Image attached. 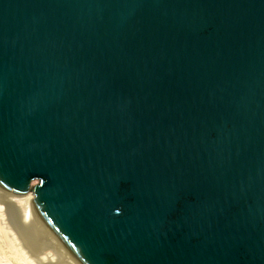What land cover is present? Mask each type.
<instances>
[{"label":"water","instance_id":"1","mask_svg":"<svg viewBox=\"0 0 264 264\" xmlns=\"http://www.w3.org/2000/svg\"><path fill=\"white\" fill-rule=\"evenodd\" d=\"M87 264H264V0H0V186Z\"/></svg>","mask_w":264,"mask_h":264},{"label":"bare ground","instance_id":"2","mask_svg":"<svg viewBox=\"0 0 264 264\" xmlns=\"http://www.w3.org/2000/svg\"><path fill=\"white\" fill-rule=\"evenodd\" d=\"M0 201L12 205L22 213V227L25 229V235L31 239L32 245L42 248L40 249L42 254L34 256L37 257L36 259H30L24 252L20 253L22 255L20 264H87L56 231L54 233L52 228L50 229L47 225L48 221L41 211L39 212V208L32 204L31 195H14L0 186ZM1 209H3L2 204L0 211ZM2 212L0 215L3 216Z\"/></svg>","mask_w":264,"mask_h":264},{"label":"rangeland","instance_id":"3","mask_svg":"<svg viewBox=\"0 0 264 264\" xmlns=\"http://www.w3.org/2000/svg\"><path fill=\"white\" fill-rule=\"evenodd\" d=\"M38 183V178L31 179L26 193L32 196V204L34 206H36L34 203V199L36 198L34 188L38 185ZM1 204L3 208L1 210L3 212H0L3 213V216L0 215V264H8L7 261L12 262L13 264L22 263L20 261V257H22L21 254L23 252L30 259H36L37 257L34 256L42 254L40 251L42 248L32 245L31 239L25 235V229L22 227V213L19 210H16V208L12 205L4 204L0 201V205ZM47 225L50 226V229L52 228L48 222ZM52 231L56 233L53 228ZM34 261L37 262L36 260Z\"/></svg>","mask_w":264,"mask_h":264}]
</instances>
